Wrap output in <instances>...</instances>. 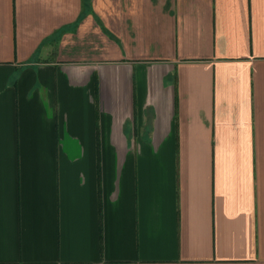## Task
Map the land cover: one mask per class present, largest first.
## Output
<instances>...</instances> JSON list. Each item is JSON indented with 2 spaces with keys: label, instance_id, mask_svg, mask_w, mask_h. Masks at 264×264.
Returning a JSON list of instances; mask_svg holds the SVG:
<instances>
[{
  "label": "crops",
  "instance_id": "1",
  "mask_svg": "<svg viewBox=\"0 0 264 264\" xmlns=\"http://www.w3.org/2000/svg\"><path fill=\"white\" fill-rule=\"evenodd\" d=\"M0 264H264V0H0Z\"/></svg>",
  "mask_w": 264,
  "mask_h": 264
}]
</instances>
